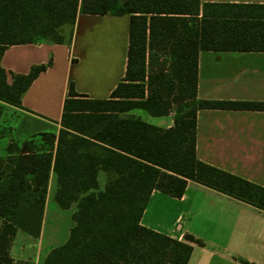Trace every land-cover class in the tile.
<instances>
[{"label": "trees", "instance_id": "trees-1", "mask_svg": "<svg viewBox=\"0 0 264 264\" xmlns=\"http://www.w3.org/2000/svg\"><path fill=\"white\" fill-rule=\"evenodd\" d=\"M129 18L124 79L109 99H91L71 83L58 134L11 142L0 157V264H11L19 231L38 239L51 172L54 200L76 208L67 242L42 264H188L193 236L181 242L141 225L154 190L181 198L189 181L264 210V187L197 158V112L202 109L264 111V103L198 99L201 51L264 52V4L201 0H0V120L5 105L22 106L32 83L2 65L6 49L49 39L67 42L63 28L78 15ZM71 40V37L68 41ZM166 53L168 69L155 58ZM11 78V82L9 79ZM168 129L131 113L161 117ZM106 177L100 189V175Z\"/></svg>", "mask_w": 264, "mask_h": 264}, {"label": "crops", "instance_id": "crops-1", "mask_svg": "<svg viewBox=\"0 0 264 264\" xmlns=\"http://www.w3.org/2000/svg\"><path fill=\"white\" fill-rule=\"evenodd\" d=\"M201 2L264 4V0ZM86 16L91 15L80 14L73 28H63L64 33L67 28L71 29L64 44L38 39L6 49L2 65L8 72L27 75L33 66L50 62L51 65L24 94L21 107L4 106L0 120V157L6 156L7 147L13 141L23 143L35 135L59 133L71 83L81 95L109 99L124 79L129 30L116 73L106 69L98 75L95 85L85 86L81 82L82 60L76 51L75 35ZM197 95L204 100L264 103V52L201 51ZM131 114L163 129L175 124L173 111L161 117L144 111ZM196 155L208 165L264 187V111L199 110ZM99 180L103 189L106 177L101 174ZM56 187L57 175L51 172L42 229L48 222L62 233L59 236L56 232L53 241L57 244L51 250L65 244L75 226L76 208L65 210L56 204ZM141 225L181 242H187L188 235L202 242L191 243L193 252L188 264H264V210L195 181L188 182L181 198L154 190Z\"/></svg>", "mask_w": 264, "mask_h": 264}, {"label": "rangeland", "instance_id": "rangeland-1", "mask_svg": "<svg viewBox=\"0 0 264 264\" xmlns=\"http://www.w3.org/2000/svg\"><path fill=\"white\" fill-rule=\"evenodd\" d=\"M128 19V15L86 16L82 19L75 36L76 51L82 60L79 74L85 86L95 85L98 75L106 72V69L116 73L123 59L125 36L129 30ZM70 32L71 29L67 28L65 36H69ZM155 55L159 63L168 69L166 53ZM177 107L173 105L175 117ZM56 232L62 235L48 222H45L38 239L19 231L10 248L13 264H42L51 248L57 244L53 241Z\"/></svg>", "mask_w": 264, "mask_h": 264}]
</instances>
